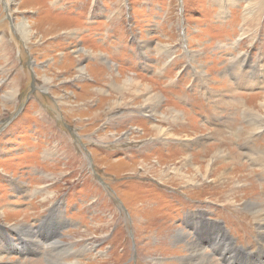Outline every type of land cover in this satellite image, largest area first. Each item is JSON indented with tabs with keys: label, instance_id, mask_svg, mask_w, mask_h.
<instances>
[{
	"label": "rangeland",
	"instance_id": "1",
	"mask_svg": "<svg viewBox=\"0 0 264 264\" xmlns=\"http://www.w3.org/2000/svg\"><path fill=\"white\" fill-rule=\"evenodd\" d=\"M258 262L264 0H0V264Z\"/></svg>",
	"mask_w": 264,
	"mask_h": 264
},
{
	"label": "bare ground",
	"instance_id": "2",
	"mask_svg": "<svg viewBox=\"0 0 264 264\" xmlns=\"http://www.w3.org/2000/svg\"><path fill=\"white\" fill-rule=\"evenodd\" d=\"M17 28H18V31H19V33L20 34H22V36H26V37H28V35H29V30L27 29V26L24 24V23H21V24H19L18 26H16ZM82 51V50H81ZM84 55L83 56H85V53L88 55L89 54V51H88V53L87 52H85V51H83L82 52ZM82 55V54H81ZM105 62V61H104ZM115 69V68H114ZM79 71V74L80 75H84V73H85V70L84 69H79L78 70ZM128 77V76H127ZM250 83H252L251 82V80H249V83H248V86H249V84ZM112 86V85H111ZM143 87L144 88V92L146 93V95L148 96V98L146 99V103L147 104H150V103H154V100L156 101L157 99H158V96L153 92V89H151V87H149V86H146V85H143L141 82H139V80H137L135 77H131V78H128V79H126V80H124L121 84H120V86L119 85H117V84H115V85H113L112 87H113V91H116V93H118L119 95H121L122 94V92H124L125 91V94H126V91H128L127 93H131L132 91V93H138V87ZM15 87V86H14ZM142 88V89H143ZM11 89V88H10ZM133 89V90H132ZM12 91H14V88H12L11 89ZM11 91V92H12ZM100 93V92H99ZM102 93V92H101ZM141 93V92H140ZM11 95V97L13 96V93H10ZM104 94V93H103ZM143 94V93H142ZM134 95V94H133ZM140 95V94H139ZM145 95V96H146ZM14 97V96H13ZM137 97V96H136ZM138 98V97H137ZM141 100V99H140ZM7 103V102H6ZM142 106H143V104H142ZM148 106V105H147ZM156 106V105H155ZM145 107V106H144ZM142 109V108H141ZM147 110V109H146ZM149 110V109H148ZM171 115V114H170ZM176 115V114H175ZM130 116H131V113H130ZM129 116V117H130ZM142 116V115H141ZM162 116H163V114H162ZM260 116V115H259ZM128 117V116H127ZM126 117V118H127ZM164 117V116H163ZM167 121V120H166ZM179 121V120H178ZM171 122V121H170ZM151 126V125H150ZM262 127V126H261ZM153 129V128H152ZM162 130V129H161ZM160 131V130H159ZM162 132V131H161ZM157 133V132H156ZM160 135H161V133H160ZM154 141V140H153ZM254 160V159H253ZM157 164V163H156ZM262 169V168H261ZM174 172V171H173ZM190 180V179H189ZM187 181V182H191V181ZM244 203V202H243ZM248 203V202H247ZM258 207L259 206H257V205H253V204H250L249 205V207H248V210L249 211H252V214L253 215H255L256 217H257V219H258V221H262V218H261V215H259L258 213L260 212L259 210H258ZM245 208V207H244ZM260 229V228H259ZM198 227H197V225H195L194 223L189 227V229H188V231H189V235H192L193 233H198ZM3 236H5V235H3ZM181 236V235H180ZM6 237V236H5ZM8 239H10V238H8ZM259 240V239H258ZM184 241V240H183ZM182 241V242H183ZM190 241V240H189ZM206 241L207 242H204V241H200V242H204V243H208L209 244V246L210 247H213V249H214V247H216V249H220V248H218L219 246H220V241L218 242V238H215L214 240L212 239V238H210V239H206ZM261 241V240H260ZM214 242H217V245L216 244H212V243H214ZM54 244L56 243V242H53ZM58 243H61V242H58ZM57 243V244H58ZM190 243V242H189ZM191 244H192V242H191ZM263 244V243H262ZM12 245V246H11ZM186 246V245H185ZM198 246V245H197ZM196 245H193V246H191V250H192V255L193 256H195V255H198V252L201 250L199 247H197ZM3 247L4 248H12V249H20L19 248V245H16V244H12L11 242H7V241H5L4 242V245H3ZM186 248V247H185ZM190 248V247H189ZM204 249V248H203ZM212 249V248H211ZM223 252L225 253V251L223 250ZM223 254V253H222ZM190 255H191V253H190ZM200 256V255H199ZM207 256V255H206ZM202 259V258H201ZM197 260V259H196ZM201 262V261H200ZM202 262H203V259H202ZM193 263H194V261H193ZM204 263V262H203ZM202 263V264H203ZM260 262H258V264H259ZM249 264H251V263H249Z\"/></svg>",
	"mask_w": 264,
	"mask_h": 264
}]
</instances>
